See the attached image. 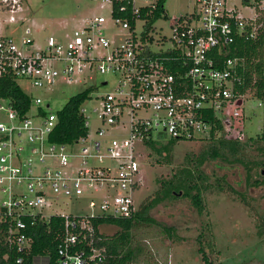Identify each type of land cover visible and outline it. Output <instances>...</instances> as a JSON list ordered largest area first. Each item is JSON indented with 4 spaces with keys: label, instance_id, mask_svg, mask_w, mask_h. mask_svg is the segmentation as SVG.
<instances>
[{
    "label": "built area",
    "instance_id": "1",
    "mask_svg": "<svg viewBox=\"0 0 264 264\" xmlns=\"http://www.w3.org/2000/svg\"><path fill=\"white\" fill-rule=\"evenodd\" d=\"M21 1L4 3L14 14ZM90 1L106 8L108 17L81 18L70 35L63 29L41 47L29 29L22 36L0 31V79L23 80L36 90H49L58 79L79 85L96 75L116 79L111 92L96 97L97 125L89 123L80 107L86 134L70 144L51 140L57 115L49 103L43 106L39 97L28 95L29 105L20 111L11 100L0 98L5 103L0 105V221L8 223L7 241L25 250L31 244L27 229L61 217L59 264L101 261L103 249L92 247L86 258L73 248L87 235L92 237V220L130 219L138 211L140 159L150 144L243 136L239 121L248 95L239 91L240 62L229 54L238 39L256 38L255 20L264 10V0H240L239 7L235 0H195L193 15L172 20L171 46L156 50L150 31L158 20L151 18L159 0ZM244 9L252 10L254 17H246ZM107 25L118 33L107 35ZM84 197L94 211L90 216L53 210L65 199Z\"/></svg>",
    "mask_w": 264,
    "mask_h": 264
},
{
    "label": "rangeland",
    "instance_id": "2",
    "mask_svg": "<svg viewBox=\"0 0 264 264\" xmlns=\"http://www.w3.org/2000/svg\"><path fill=\"white\" fill-rule=\"evenodd\" d=\"M234 3L239 7L240 0ZM98 4L90 0H22L19 8L11 14L4 0H0V31L6 35L22 36L29 29L30 36L41 47L49 36L62 35L63 29L65 34L70 35L77 20L81 18L89 15L107 18V9L99 8ZM163 11L164 14L154 22L150 31L156 50H165L171 46L172 20L193 15L195 0H165ZM243 14L254 17L250 9H244ZM10 16L14 17L13 23L9 22ZM107 26V35L118 33L110 25ZM140 29L139 25L138 31ZM115 80L112 75H96L92 82L79 85L77 82L67 83L58 79L49 90H36L27 86L23 80H18L17 84L30 97H39L43 106L49 103L53 113L61 110L70 98L86 92L88 99L83 101L81 107L85 109L89 123L95 126L99 123L96 113L100 109L96 97L111 92ZM104 81L107 84L102 86ZM92 84L95 89L91 90L89 86ZM0 105L5 103L0 100ZM241 111L243 118L239 121V127L243 136L240 143L245 144V147L239 154L245 162H263L260 148L264 142L258 139L263 124L262 108L254 97L248 96L244 99ZM2 115L0 113V121L3 120ZM212 144L214 142L207 139L172 144L169 139H163L153 144L170 157L165 162L152 149L143 153L140 159L142 185L135 194L136 205L140 207L146 199L151 200L162 182L171 180L178 170L189 168L193 171L197 157ZM28 147L29 144H26L23 159L27 158ZM260 171L264 175L260 164L252 165L249 185L246 184L247 172L244 166L224 159L208 160L195 173H202L206 181L201 194L202 213L194 209L189 199L165 201L155 207L150 216L157 224L140 225L131 231L130 245L134 249L139 248V251H135V259L130 264H205L204 256L213 264H264V236L258 235L260 217L264 215V186L253 184L260 180ZM193 182L200 183V180L194 178ZM226 185L236 192L230 191ZM2 198L0 192V200ZM87 202V197L79 200L65 199L53 210L63 215L86 217L94 212L89 209ZM49 213L50 210L47 211ZM163 229H171L172 234L165 233ZM120 232L121 229L114 225L98 229V233L107 239ZM36 262L44 261L39 259Z\"/></svg>",
    "mask_w": 264,
    "mask_h": 264
},
{
    "label": "trees",
    "instance_id": "3",
    "mask_svg": "<svg viewBox=\"0 0 264 264\" xmlns=\"http://www.w3.org/2000/svg\"><path fill=\"white\" fill-rule=\"evenodd\" d=\"M165 0L158 1V9L153 13L151 20L155 21L161 17V7L164 6ZM258 27V34L253 40L238 39L232 51L231 57L239 60L238 75L242 84L239 86L240 93L254 97L261 105L263 113V124L258 139L264 142V10L260 12L255 20ZM0 98L8 99L13 102L15 108L25 111L29 105L30 97L21 89V87L10 78L0 79ZM87 99L86 92L76 95L69 99L64 107L56 112L57 124L51 136V140L59 144H70L86 134L84 127V119L80 114V107L83 101ZM209 141L214 144L202 153L196 159V165L192 169H180L171 180L162 182L161 187L156 191L151 200H145L135 215L130 219L111 220L96 219L92 220L93 235L86 236V239L73 248V251L84 252L85 257L91 255L90 249L93 247L98 250H104L100 262L89 261L86 264H130L135 259V251L130 245V235L132 229L140 227V225L157 224L150 216V212L165 201L189 199L194 209L201 214L203 211L202 189L205 188V177L202 173H198V169L208 160L224 159L230 163H238L246 168V184L251 185V167L261 165L264 170V161L245 162L240 152L244 150L245 144H241V139H228L222 134L219 137H212ZM254 141V140H250ZM172 144L173 141H170ZM157 155L162 156L165 162H168L169 155L150 144ZM264 156V146L260 148ZM229 157L231 158L229 160ZM252 164V165H251ZM260 180L253 182L256 186H264V175L260 171ZM197 178L200 183L193 182ZM223 190V187L220 186ZM232 192H236L229 185H226ZM260 226H258V235L264 236V215L260 217ZM64 220L61 217H51L44 221H39L25 231V235L31 239L30 247L19 251L15 245H11L7 241L8 223L0 221V264H19L17 260L20 258V264H36L37 260L43 259L47 264H59V256L57 253L58 246L62 242L64 236ZM114 225L121 229L111 239H107L98 233L101 226ZM165 233L172 234L171 229H163ZM90 243V244H89ZM139 251V250H138ZM205 264H213L205 256L203 258Z\"/></svg>",
    "mask_w": 264,
    "mask_h": 264
},
{
    "label": "water",
    "instance_id": "4",
    "mask_svg": "<svg viewBox=\"0 0 264 264\" xmlns=\"http://www.w3.org/2000/svg\"><path fill=\"white\" fill-rule=\"evenodd\" d=\"M238 104H240V102Z\"/></svg>",
    "mask_w": 264,
    "mask_h": 264
}]
</instances>
